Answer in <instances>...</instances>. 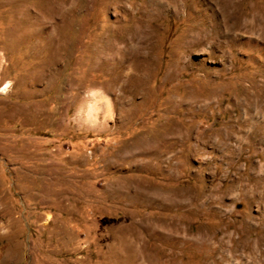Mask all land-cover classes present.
<instances>
[{
    "label": "rangeland",
    "instance_id": "374dc122",
    "mask_svg": "<svg viewBox=\"0 0 264 264\" xmlns=\"http://www.w3.org/2000/svg\"><path fill=\"white\" fill-rule=\"evenodd\" d=\"M263 181L264 0H0V264H264Z\"/></svg>",
    "mask_w": 264,
    "mask_h": 264
},
{
    "label": "bare ground",
    "instance_id": "6f19581e",
    "mask_svg": "<svg viewBox=\"0 0 264 264\" xmlns=\"http://www.w3.org/2000/svg\"><path fill=\"white\" fill-rule=\"evenodd\" d=\"M175 3H176V2H175ZM172 4H173V3H172ZM173 6H174V4H173ZM175 8H176V6H175ZM175 8H174V9H175ZM207 39H208V38H207ZM199 40H201V39H199ZM202 40H203V39H202ZM202 40H201V41H202ZM195 43H196V42H195ZM202 43H203V42H202ZM202 43H201V44H202ZM194 47H195V46H194ZM131 52H132V51H131ZM140 54H141V53H140ZM137 55H138V54H137ZM137 55H136V56H137ZM101 103H102V102H101ZM263 182H264V181H263Z\"/></svg>",
    "mask_w": 264,
    "mask_h": 264
}]
</instances>
